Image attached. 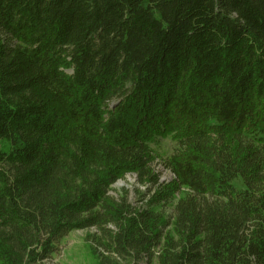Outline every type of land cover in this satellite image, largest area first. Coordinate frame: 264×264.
Returning <instances> with one entry per match:
<instances>
[{"label":"trees","instance_id":"1","mask_svg":"<svg viewBox=\"0 0 264 264\" xmlns=\"http://www.w3.org/2000/svg\"><path fill=\"white\" fill-rule=\"evenodd\" d=\"M91 227L96 264H264V0H0V264Z\"/></svg>","mask_w":264,"mask_h":264},{"label":"rangeland","instance_id":"2","mask_svg":"<svg viewBox=\"0 0 264 264\" xmlns=\"http://www.w3.org/2000/svg\"><path fill=\"white\" fill-rule=\"evenodd\" d=\"M154 147L159 154L155 161V169L160 173L162 181H169L174 176L165 166L164 159L174 152L176 143L168 137L161 139L160 143ZM125 191L128 192V198L133 204L141 205L143 194L148 192V185L140 184L137 176L129 173L112 185L109 194L119 199ZM169 212L170 208H167L166 213ZM104 239L102 231L95 227L74 230L61 241L59 251L47 260L46 264H96L97 259L93 255L92 248Z\"/></svg>","mask_w":264,"mask_h":264}]
</instances>
